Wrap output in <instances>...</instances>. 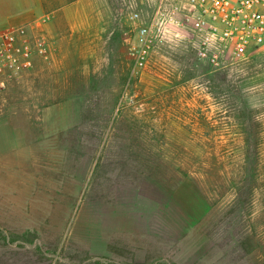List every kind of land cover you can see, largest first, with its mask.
Returning a JSON list of instances; mask_svg holds the SVG:
<instances>
[{"label":"rangeland","instance_id":"obj_1","mask_svg":"<svg viewBox=\"0 0 264 264\" xmlns=\"http://www.w3.org/2000/svg\"><path fill=\"white\" fill-rule=\"evenodd\" d=\"M154 8L0 0L51 46L0 83V264H264V53L214 71L171 30L138 70Z\"/></svg>","mask_w":264,"mask_h":264},{"label":"built area","instance_id":"obj_2","mask_svg":"<svg viewBox=\"0 0 264 264\" xmlns=\"http://www.w3.org/2000/svg\"><path fill=\"white\" fill-rule=\"evenodd\" d=\"M131 20L140 21L139 13ZM29 27L0 29L1 84L31 68L35 58L50 57L48 38L32 36ZM171 30L189 34L198 61L225 70L264 53V0H155L152 17L130 45L136 69L146 67L154 47L167 44Z\"/></svg>","mask_w":264,"mask_h":264},{"label":"crops","instance_id":"obj_3","mask_svg":"<svg viewBox=\"0 0 264 264\" xmlns=\"http://www.w3.org/2000/svg\"><path fill=\"white\" fill-rule=\"evenodd\" d=\"M80 9H82V4H80L77 1L76 3L66 4L65 6H62L60 8H56V9L48 11V12L47 11H43L42 12V14H43L42 16H39L37 9H35V10L32 11L33 14H30V16H32L33 19L36 18V20H34L35 23L41 22V20L43 18H45V19L49 18L50 21L48 22V25H47V28H48L50 24L62 20L66 15H68V13H70L72 11L78 12ZM66 21H67L68 25L70 26V28L72 30L76 28V26L74 27V23H72L71 21L67 20V17L64 20V23ZM45 22H47V21H45Z\"/></svg>","mask_w":264,"mask_h":264},{"label":"trees","instance_id":"obj_4","mask_svg":"<svg viewBox=\"0 0 264 264\" xmlns=\"http://www.w3.org/2000/svg\"><path fill=\"white\" fill-rule=\"evenodd\" d=\"M250 157H246V160H248ZM243 196V188H238L237 197L241 198Z\"/></svg>","mask_w":264,"mask_h":264}]
</instances>
